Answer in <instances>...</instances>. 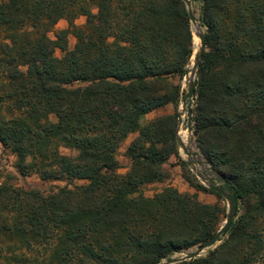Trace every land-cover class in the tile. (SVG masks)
<instances>
[{"label":"trees","instance_id":"16d2710c","mask_svg":"<svg viewBox=\"0 0 264 264\" xmlns=\"http://www.w3.org/2000/svg\"><path fill=\"white\" fill-rule=\"evenodd\" d=\"M198 1L192 131L238 206L222 243L181 264H264V0ZM61 21L69 28L56 31ZM193 46L184 0H0V145L22 177L67 183L48 193L0 184V264H162L222 228L218 206L141 190L167 181L174 157L211 192L181 160L179 114L143 123L181 101L175 81Z\"/></svg>","mask_w":264,"mask_h":264},{"label":"rangeland","instance_id":"374dc122","mask_svg":"<svg viewBox=\"0 0 264 264\" xmlns=\"http://www.w3.org/2000/svg\"><path fill=\"white\" fill-rule=\"evenodd\" d=\"M192 2V8L194 11V15L200 22L199 27L202 32L205 34V29L202 26V15H203V4L198 0H190ZM94 13H97V10H93ZM76 26L78 27H84L87 24V19L85 17H80L76 22ZM69 28L68 23L66 21H61L56 26V31H62L67 30ZM192 29V27H191ZM193 40H194V46H193V56L191 58L190 64L188 65L187 69V75L183 80L177 79L175 83L177 85H180L182 88V97L179 104L175 107L173 105H168L165 108L159 109L150 115H148L143 123H147L149 121H152L159 117L164 116H170L174 115L175 113L179 114V119L182 118L183 123L178 126V138L180 142V157L181 160L186 162L188 164V168L193 176L197 178L199 183L203 185L206 189L211 191L207 185L200 180L197 174L202 175L205 178H209L212 181H214V184L217 186L222 185L221 179L222 177L218 176L214 172L210 170V167L205 162V160L202 158L201 154L199 153L196 143L193 131L190 132L188 130V119H187V108L184 106V96L188 91V82L190 80L189 72H191L193 69H191V65L194 64L196 56L198 54V48L199 46V39L197 36L193 33ZM69 50H73L75 48V45L77 43V40L75 37L70 36L69 39ZM57 57H62V54L58 51ZM193 105H194V99H193ZM193 127V126H192ZM137 137V135H132L128 138V140L124 143L122 148L120 149V153L118 155V162H119V174H127L130 171L131 168V162L129 159L125 156L126 149L129 146V144ZM183 138H185V142L183 141ZM185 149V150H184ZM63 154L69 155L70 152L67 150H62ZM191 160L194 169H192L188 163V161ZM16 158L12 155L11 152L8 150H5L0 145V184L8 181L11 184H13L16 187L22 188V189H38L42 192L48 193L50 191L56 190V188L64 187L67 185L66 182H51L46 183L43 182L37 175H31L29 177H22L18 171L15 168L16 165ZM179 160L176 158H171L168 163L165 165V170L169 175V179L163 183H155L151 185L144 186L141 190L144 196L146 197H153L155 194L161 192L163 189L167 187H172L176 189L180 194L182 195H190V196H196L198 201H200L203 204L211 205V206H218L220 209L225 211V214L221 217V223L220 226L222 227L223 224L226 222L227 215H228V202L226 199H224L222 196L219 198L215 194L211 192H200L196 190L194 187H192L184 177V171L179 166ZM224 181V179H223ZM81 184V182H77ZM239 208L241 212L243 211L242 204H239ZM236 220V219H235ZM222 242H219L215 248L212 250H215ZM197 248H194L188 252L175 254L174 257L183 256L185 254H188ZM210 250V251H212ZM209 252V251H208ZM208 252L204 254L203 257L207 256ZM172 256V257H173Z\"/></svg>","mask_w":264,"mask_h":264},{"label":"water","instance_id":"95a60500","mask_svg":"<svg viewBox=\"0 0 264 264\" xmlns=\"http://www.w3.org/2000/svg\"><path fill=\"white\" fill-rule=\"evenodd\" d=\"M184 2L187 6V10L189 13L192 32L199 39L198 54H197L195 62H194V68L191 72H189L190 80L188 82V91L184 96V106L187 108L188 130L190 132H192V126H193V123H192L193 94H194V89H195L194 83H195V79H196L198 64L200 62L202 53H203L204 48H205V34H204V32L201 31V29L199 31H198V29H196L197 31L195 32V26L197 24V18L194 15V11L192 8V2L190 0H184ZM179 123L180 124L183 123L182 118L179 119ZM188 163H189L190 167L192 169H194L191 160H189ZM197 175L200 178V180L202 182H204L212 192L219 194L220 196H222L224 199L227 200V202H228V215H227L226 222L223 224L222 228L210 240H208L207 242L202 244L196 250H194L188 254H185L183 256H179V257L173 256V257L169 258L168 260L164 261L162 264H181L184 262H189V261L195 260L197 258L203 257L206 252H208V251H210L216 247V245L220 242L223 235L233 226L234 221L236 219L237 206H238L237 199H236L233 191L229 187V185L225 181H223V179H221L222 185L219 187V186L215 185L214 181H212L211 179L205 178L200 174H197Z\"/></svg>","mask_w":264,"mask_h":264},{"label":"bare ground","instance_id":"6f19581e","mask_svg":"<svg viewBox=\"0 0 264 264\" xmlns=\"http://www.w3.org/2000/svg\"><path fill=\"white\" fill-rule=\"evenodd\" d=\"M199 24H200V22L198 21V19H197V24H196V26H195V32L197 31L196 29H198V31L200 30V27H199ZM197 48H199V46H197ZM194 68V64H192L191 65V69H193ZM185 138H183V141L185 142Z\"/></svg>","mask_w":264,"mask_h":264}]
</instances>
